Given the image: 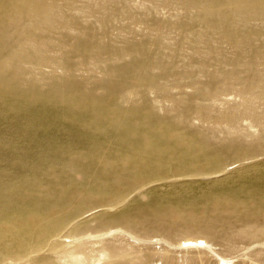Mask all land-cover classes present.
<instances>
[{
  "label": "rangeland",
  "instance_id": "374dc122",
  "mask_svg": "<svg viewBox=\"0 0 264 264\" xmlns=\"http://www.w3.org/2000/svg\"><path fill=\"white\" fill-rule=\"evenodd\" d=\"M156 262L264 264V0H0V264Z\"/></svg>",
  "mask_w": 264,
  "mask_h": 264
},
{
  "label": "bare ground",
  "instance_id": "6f19581e",
  "mask_svg": "<svg viewBox=\"0 0 264 264\" xmlns=\"http://www.w3.org/2000/svg\"><path fill=\"white\" fill-rule=\"evenodd\" d=\"M62 241L69 242V239H68V237L67 238H63ZM190 244H196V243H190ZM156 264H160V263L156 262ZM179 264H183V263H179Z\"/></svg>",
  "mask_w": 264,
  "mask_h": 264
}]
</instances>
